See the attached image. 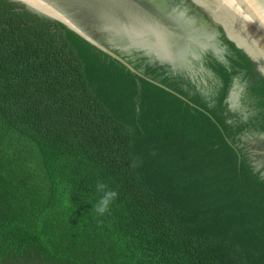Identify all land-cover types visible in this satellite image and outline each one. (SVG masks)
<instances>
[{
  "label": "trees",
  "instance_id": "obj_1",
  "mask_svg": "<svg viewBox=\"0 0 264 264\" xmlns=\"http://www.w3.org/2000/svg\"><path fill=\"white\" fill-rule=\"evenodd\" d=\"M92 2L73 17L133 69L0 0V264H264L257 64L217 25L174 67ZM97 181L118 193L102 215Z\"/></svg>",
  "mask_w": 264,
  "mask_h": 264
},
{
  "label": "flooded vegetation",
  "instance_id": "obj_2",
  "mask_svg": "<svg viewBox=\"0 0 264 264\" xmlns=\"http://www.w3.org/2000/svg\"><path fill=\"white\" fill-rule=\"evenodd\" d=\"M56 4L64 8L72 18L77 21L72 13L78 9L73 8L75 4L82 0H52ZM88 0H83V3L87 6ZM92 3L97 4V7L103 8L106 16L114 20L115 23L113 29L116 33L122 31L126 33L128 38L137 45L148 47L155 53L153 44L158 42L157 35L154 30L160 29L164 31V37L176 35L178 49L175 55L178 58L176 64L181 66L183 64H189L191 56L198 57L199 54L209 47V43L213 38V29L217 25H223L228 27L230 32L240 42L244 41L243 36L238 33L235 25L224 17L220 12L215 11L216 5L207 2V0H191L195 6H198L202 11L208 15V19L211 22L203 19L199 15V20L195 17H190L188 12H183L178 7H168L165 0H92ZM198 4V5H197ZM208 5L207 9L203 5ZM73 8V9H72ZM157 11L158 18L149 14V11ZM73 11V12H72ZM164 16V18H163ZM161 18V20L159 19ZM163 18V20H162ZM225 19V21L223 20ZM199 21V22H198ZM78 22V21H77ZM225 22V24H224ZM131 36V37H130ZM243 39V41H242ZM152 46H150V45ZM158 49L162 56L165 55V51L158 44ZM157 49V48H156ZM158 56V55H157ZM185 61V63H182ZM252 147L257 151L264 153V147L258 148L252 144Z\"/></svg>",
  "mask_w": 264,
  "mask_h": 264
},
{
  "label": "water",
  "instance_id": "obj_3",
  "mask_svg": "<svg viewBox=\"0 0 264 264\" xmlns=\"http://www.w3.org/2000/svg\"><path fill=\"white\" fill-rule=\"evenodd\" d=\"M23 3L30 8L47 15L55 20H58L69 27L71 30L82 36L84 39L109 53L113 57L117 58L128 67L133 69L123 59L117 56L114 52L106 48L100 43L98 39L91 36L86 28L75 21L72 16L60 5L56 4L52 0H14ZM197 2V0H195ZM209 3H215V11L220 12L226 17L230 23L235 25L238 33L243 36V39L247 43L240 42L230 32L228 27L222 25L227 36L233 40L238 47L242 48L246 54L257 64V70L264 76V0H207ZM198 5V4H197ZM203 5V4H201ZM207 9L208 5H203ZM149 14L158 18L157 11H149ZM164 18V16H163ZM162 18V20H163ZM161 20V18H159ZM225 21V19L223 18ZM199 22V21H198ZM157 35L158 42L155 41L153 47L158 57L162 60L170 62L174 67H178L176 64L178 61L175 52H177L178 44L176 35L170 36L169 38L164 37V33L160 29L154 30ZM131 37V36H130ZM242 39V41H243ZM158 44L162 46L165 51V55L162 56L158 49ZM150 45V44H149ZM152 46V45H150ZM157 48V49H156ZM185 63V61H182ZM249 142L256 147H264V137L259 138H248Z\"/></svg>",
  "mask_w": 264,
  "mask_h": 264
},
{
  "label": "clouds",
  "instance_id": "obj_4",
  "mask_svg": "<svg viewBox=\"0 0 264 264\" xmlns=\"http://www.w3.org/2000/svg\"><path fill=\"white\" fill-rule=\"evenodd\" d=\"M234 79L236 82L240 81V77ZM96 190L102 195L95 205V211L102 215L108 210L110 203L118 196V193L115 190L108 189L107 185L101 181H97Z\"/></svg>",
  "mask_w": 264,
  "mask_h": 264
}]
</instances>
